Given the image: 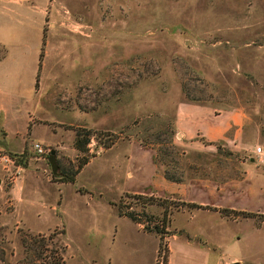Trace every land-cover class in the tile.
Instances as JSON below:
<instances>
[{"label":"rangeland","instance_id":"374dc122","mask_svg":"<svg viewBox=\"0 0 264 264\" xmlns=\"http://www.w3.org/2000/svg\"><path fill=\"white\" fill-rule=\"evenodd\" d=\"M30 1L0 15L31 85L0 116V264L22 236L63 264H152L156 243L153 264H264V0Z\"/></svg>","mask_w":264,"mask_h":264},{"label":"crops","instance_id":"0c3cea01","mask_svg":"<svg viewBox=\"0 0 264 264\" xmlns=\"http://www.w3.org/2000/svg\"><path fill=\"white\" fill-rule=\"evenodd\" d=\"M32 1L30 0H0V15L1 14H8L10 15L11 13L13 14L15 6H21V7H31L32 6ZM6 20L10 23L11 21L14 22L13 20L10 21V18ZM5 30V29H4ZM6 30H10V27ZM12 45V42H11ZM10 41L7 40L5 42H0V47L4 48L5 50V56L0 58V116L2 115L1 118L4 120L11 116L16 115L17 119V110L19 109L18 102L21 103L24 98L28 97L29 101L31 100V85H29V90L26 91L24 79H22V69H19V73L15 71V63L14 60L15 58H10L9 55L11 56L10 53ZM8 58L10 59L8 61ZM21 71V72H20ZM30 78H32V75L30 73ZM18 107V108H17ZM17 108V109H15ZM16 110V111H14ZM5 120V121H6ZM121 219V217H118ZM124 219V218H123ZM135 225V224H134ZM137 227V226H136ZM187 232L189 231L186 229ZM139 231V230H138ZM185 231V230H184ZM140 232V231H139ZM145 236H148V234H145L143 232H140ZM191 235L189 236L190 238L196 239L195 241L188 240L187 241H181V239L178 240V238H175L172 241H181L180 243L183 244V246L188 247L190 252L192 250H200L204 251L201 253H210L211 251H215L217 247L213 243H208L207 239L203 237V235L199 231H189ZM154 237V236H153ZM155 238V237H154ZM157 241V239L155 238ZM210 244V248L209 245ZM157 243L155 247V252L154 256L152 258V264L154 263V258L156 255V250H157ZM216 247V248H215ZM170 259H171V254H172V247L170 245ZM232 263H238V264H248L245 261H240L237 258H231L227 260L226 262L222 264H232ZM170 264V263H169ZM172 264V263H171ZM218 264V263H217Z\"/></svg>","mask_w":264,"mask_h":264},{"label":"trees","instance_id":"16d2710c","mask_svg":"<svg viewBox=\"0 0 264 264\" xmlns=\"http://www.w3.org/2000/svg\"><path fill=\"white\" fill-rule=\"evenodd\" d=\"M42 55H40V58ZM87 134V133H86ZM83 133L82 130H75V149L79 152H84V149L89 144L90 135L87 137V135ZM86 136V137H85ZM84 137V138H83ZM75 173H73L72 176L67 178H62L60 175L54 176L55 179H60L62 182L66 183H73ZM60 177V178H59ZM193 207L201 208V206H196L191 204ZM119 216L127 217L132 222L136 224H141L139 219H137L134 215L131 213L125 214L122 213V211L119 210L118 212ZM145 230H153V229H145ZM157 234H159V231H157ZM46 240L44 238H37V237H31V236H22V246H23V258L19 262V264H63L61 253L55 258L51 255V251L47 250V244L45 243ZM61 248V247H60ZM50 254H49V253ZM63 252V250H62ZM3 254V253H2ZM54 260H57L54 263Z\"/></svg>","mask_w":264,"mask_h":264},{"label":"built area","instance_id":"2783aa9c","mask_svg":"<svg viewBox=\"0 0 264 264\" xmlns=\"http://www.w3.org/2000/svg\"><path fill=\"white\" fill-rule=\"evenodd\" d=\"M33 147H34V151L37 154H43V150H42L41 146L35 144ZM256 153L258 155H260L261 154V149L260 148H257L256 149ZM155 264H166V260H165L164 255L162 253H158V255L156 257V263Z\"/></svg>","mask_w":264,"mask_h":264},{"label":"water","instance_id":"95a60500","mask_svg":"<svg viewBox=\"0 0 264 264\" xmlns=\"http://www.w3.org/2000/svg\"><path fill=\"white\" fill-rule=\"evenodd\" d=\"M48 162L51 166V172L53 176H57L58 175V166L54 157V151L51 152V155L49 156ZM232 264H238V263H232Z\"/></svg>","mask_w":264,"mask_h":264}]
</instances>
